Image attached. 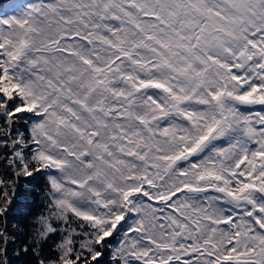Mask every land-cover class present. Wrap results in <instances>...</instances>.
Returning <instances> with one entry per match:
<instances>
[{"label": "snow or ice", "instance_id": "6c2138e0", "mask_svg": "<svg viewBox=\"0 0 264 264\" xmlns=\"http://www.w3.org/2000/svg\"><path fill=\"white\" fill-rule=\"evenodd\" d=\"M0 264H264V0H0Z\"/></svg>", "mask_w": 264, "mask_h": 264}]
</instances>
